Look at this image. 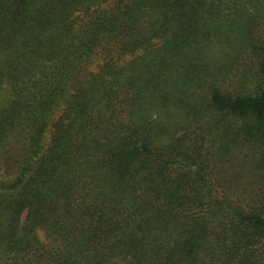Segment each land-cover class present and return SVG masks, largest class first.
<instances>
[{"label": "trees", "instance_id": "trees-1", "mask_svg": "<svg viewBox=\"0 0 264 264\" xmlns=\"http://www.w3.org/2000/svg\"><path fill=\"white\" fill-rule=\"evenodd\" d=\"M0 264H264V0H0Z\"/></svg>", "mask_w": 264, "mask_h": 264}]
</instances>
